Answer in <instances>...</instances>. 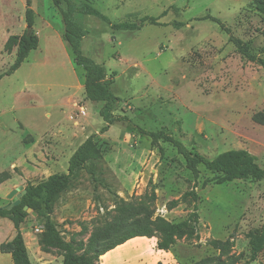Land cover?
Returning <instances> with one entry per match:
<instances>
[{
  "label": "rangeland",
  "instance_id": "1",
  "mask_svg": "<svg viewBox=\"0 0 264 264\" xmlns=\"http://www.w3.org/2000/svg\"><path fill=\"white\" fill-rule=\"evenodd\" d=\"M85 1L103 17L76 14L88 31L81 52L115 72L111 89L120 102L114 112L127 120L101 132L103 103L86 98L82 69L61 38L60 12L51 0H31L38 47L0 79V184L6 181L0 207L11 202L12 189L66 173L75 149L94 135L100 155L77 170L49 214L67 241H86L121 201L146 206L153 217L183 220L193 200L182 195L194 189L199 221L168 251L151 248L160 234L135 237L108 251L102 264H157L149 262L159 255H168V264H189L217 255L209 240L228 237L243 263L247 233L264 221V179L218 184L217 173L203 165L195 178L171 144L153 143L134 125L163 129L208 159L246 149L264 168V125L253 120L264 110V66L243 59L221 26L264 58V13L254 0ZM25 10L26 0H0V74L15 60L17 46L9 51L5 45L25 31ZM144 17L157 22L112 26ZM27 212L21 231L32 263L61 264L60 250L39 245L44 208ZM15 233L12 221L0 217V244ZM259 257L264 264V250ZM0 264H13L11 254L0 251Z\"/></svg>",
  "mask_w": 264,
  "mask_h": 264
},
{
  "label": "trees",
  "instance_id": "2",
  "mask_svg": "<svg viewBox=\"0 0 264 264\" xmlns=\"http://www.w3.org/2000/svg\"><path fill=\"white\" fill-rule=\"evenodd\" d=\"M51 1L61 14L63 21L61 38L73 65L75 68L82 69L86 98L91 102L103 103L99 114L104 121L101 132H106L111 125L126 121L127 117L114 112L120 102V99L111 89L112 77L115 72L109 74L104 64L96 62L81 52V40L88 31L77 20L76 14L103 16L85 0ZM254 4L259 11L264 13V0H254ZM202 18L215 19L211 15H205ZM147 21L157 22L154 17H144L139 24L122 22L112 24V26L116 29H136ZM25 22L26 29L23 34L11 36L5 45L9 51L13 46H17V50L13 64L7 71L0 74V79L4 74H11L19 68L30 51L38 47L39 39L34 31L35 11L31 6V0H26ZM221 26L228 33L229 41L234 44L243 59L258 62L264 66L263 57L253 51L239 37L234 36L230 28L223 23ZM253 120L264 125V110L255 113ZM134 127L141 135L150 136L153 143L162 140L171 144L184 158L187 169L192 172L195 178L200 173L199 166L203 165L206 169L217 173L215 180L218 184L238 179H264V168L257 163V156L246 149L225 150L214 158L208 159L194 149H188L182 142L163 129L150 132L136 125ZM99 155L94 135L88 136L69 158L66 173H52L36 185H28L18 204L10 208L0 207V217L9 218L16 230L15 235L10 240L0 244V251L10 253L13 264H33L21 231V224L28 214L27 210L24 209L25 206L35 211L44 208L47 216L44 221V229L40 234L39 245L43 248L53 247L60 250L62 252L61 264H98L102 255L126 241L135 237L146 236L150 238L156 234L161 235L156 242V247L159 250L168 251L175 244L177 236L190 232L197 225L199 221L198 202L201 198L192 189L182 195V198L191 197L193 200V207L183 220L173 222L160 216L153 217V211L146 206L121 201L116 206L112 218L101 226L92 229L86 241H67L49 214L53 211L54 204L61 194L70 188L72 177L77 170L84 168L88 161L96 159ZM208 244L217 250L218 254L189 264H250L264 250V221L259 228L247 233L249 254L243 263H241L242 255L233 252L234 241L230 237L211 239Z\"/></svg>",
  "mask_w": 264,
  "mask_h": 264
},
{
  "label": "water",
  "instance_id": "3",
  "mask_svg": "<svg viewBox=\"0 0 264 264\" xmlns=\"http://www.w3.org/2000/svg\"><path fill=\"white\" fill-rule=\"evenodd\" d=\"M25 192H26V189L22 185L18 186L15 189H12L10 194H9V196H8V198L11 199V202L8 203L7 205L2 206V207L10 208L11 206H13L15 204H18L20 202V200H21L22 195ZM24 209L27 210V211L31 210V208H28L27 206H25Z\"/></svg>",
  "mask_w": 264,
  "mask_h": 264
},
{
  "label": "crops",
  "instance_id": "4",
  "mask_svg": "<svg viewBox=\"0 0 264 264\" xmlns=\"http://www.w3.org/2000/svg\"><path fill=\"white\" fill-rule=\"evenodd\" d=\"M6 183V181L5 182H2L1 184H0V188L1 187H3V185ZM152 238L153 237H151V238H149L150 240H152ZM156 247V242H154L153 244H152V246H151V248L152 249H154ZM154 250H158V251H160V252H163L164 253V251L163 250H159L157 247L154 249ZM108 254H109V252H107V253H105L104 255H102L101 256V260L99 261V264H102V261H103V259H105L107 256H108ZM150 258V257H149ZM168 260V255H166V256H164V255H159V257L157 258H154L153 260H152V262H149V263H153L154 261L157 263V264H160L159 263V261L161 262V263H167V262H169V261H167ZM260 257H258L256 260H255V262L253 261V262H251L252 264H256V262H257V264H260ZM62 262V259L60 260V263Z\"/></svg>",
  "mask_w": 264,
  "mask_h": 264
}]
</instances>
